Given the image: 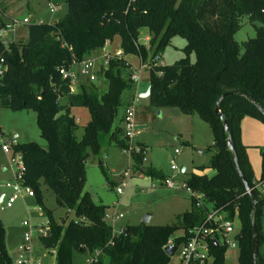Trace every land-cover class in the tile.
<instances>
[{
  "label": "trees",
  "instance_id": "16d2710c",
  "mask_svg": "<svg viewBox=\"0 0 264 264\" xmlns=\"http://www.w3.org/2000/svg\"><path fill=\"white\" fill-rule=\"evenodd\" d=\"M67 13L51 23L29 26L28 40L13 41L8 49L0 42L6 72L0 81V106L13 110L33 109L46 145L29 142L14 145L26 168L23 182L35 191L37 203L44 207L46 185L56 195L60 207L73 210L76 220L63 223L47 210L50 231L39 237L49 250H56L55 264H72L74 251L94 253L88 264H169L165 250L170 242L186 241L190 230L207 221L210 204L225 213V219L240 221L238 264H264V151L261 178L255 180L246 147L241 141V124L246 117L264 121V0H66ZM1 15V12H0ZM247 17L256 26L257 35L239 44L234 35ZM142 29L149 31V45L140 41ZM187 40L186 56L170 65L156 64L173 37ZM120 38L125 55H140L151 64L150 104L178 107L198 114L208 122L214 134L216 152L201 171L214 170L213 176L193 173L185 183L205 195V207L180 215L178 225H153L142 222L127 226L114 235L106 220L107 205L96 203L85 192L87 159L101 154L105 145L127 146L123 127L115 125L125 91H134L133 70L126 58H113L98 75L107 89L100 94L96 84L81 81L75 92L61 70L100 51L109 40ZM195 52L196 60H190ZM59 97L61 99L59 100ZM223 97V98H222ZM250 98L253 100L250 101ZM66 99V102H63ZM63 100V101H62ZM221 100V101H220ZM220 111L228 120L234 152L228 147ZM129 104V103H128ZM127 104V105H128ZM88 108L91 119L78 137L73 107ZM260 106L263 111L259 109ZM253 189L257 207L246 192L234 162ZM135 170L142 171L140 155H134ZM154 178L166 176L147 168ZM113 186L112 183H110ZM259 231V252L253 254V224ZM184 235L173 238L176 230ZM227 246L211 243L214 264H226ZM176 252V251H175ZM0 264H14L9 253L6 229L0 220Z\"/></svg>",
  "mask_w": 264,
  "mask_h": 264
},
{
  "label": "rangeland",
  "instance_id": "374dc122",
  "mask_svg": "<svg viewBox=\"0 0 264 264\" xmlns=\"http://www.w3.org/2000/svg\"><path fill=\"white\" fill-rule=\"evenodd\" d=\"M50 3L57 6V12H50ZM0 26L10 23L11 20L23 21L29 18V23L21 24L17 27L15 36L16 43H26L28 40L29 26L42 20L51 23L62 18L67 13L66 0H0ZM256 26L260 23H252L247 17L243 20V27L234 35V39L242 44L257 35ZM149 31L142 29L140 41L149 45ZM187 40L181 36L173 37L171 44H168L159 60L162 65H170L186 56L185 47ZM112 52L121 49L120 38L116 37L109 46ZM100 53V51H99ZM127 61L133 73L141 66L142 57L140 55H128ZM190 60H196L195 52L190 53ZM148 63V62H145ZM150 67H145L141 74L139 96L141 103L136 107V120L140 127V133L136 136V144L146 149L144 166L163 173L166 177H174L176 186L173 188L157 184L158 178L143 173H135V160L130 158L125 149L117 145H105L101 154L90 153L87 159L85 192L91 194L96 203L107 205L106 220L112 227H127L139 225L146 215H151L150 224L153 225H178L180 215L192 209V199L190 192L185 187V183L193 173H197L198 166L208 164L212 155L216 152L214 147V134L210 124L200 118L198 114H188L178 107H155L150 104ZM83 82L93 81L102 94L107 89L104 77L98 75L96 80L82 78ZM78 89V88H77ZM77 91V90H76ZM129 91L123 94V105L119 108V114L115 119V125L120 124V116L123 112L124 101ZM63 101V100H62ZM63 102H66L64 99ZM72 113L77 117L79 128L78 137H82L84 126L90 121L91 115L86 107H73ZM249 120L244 126L251 123ZM256 126L249 127L261 139L264 137V121L253 120ZM0 137L4 140L17 139L18 143L38 142L46 145V140L42 138L39 125L37 123L36 112L33 109L13 110L0 106ZM258 148V147H257ZM179 149L180 154L175 150ZM262 153L264 147L261 148ZM15 155L14 146L10 153H6L0 145V196L5 193V198L0 202V220L6 229V239L9 253L15 263L17 248L24 240L26 232L30 226L38 225L49 220L47 210L57 220H76L77 216L73 210L60 207L57 203L55 193L46 185L44 190V207L37 203L35 196L20 197L11 207L1 209V205H6L8 197L13 193V188L7 183L15 182L16 172L22 163V157ZM175 160L178 168L183 165L187 167L185 172H176L171 168V161ZM132 169L133 177L129 180L130 186L124 187V193L118 194L117 187L122 185L124 172ZM140 174H144L140 176ZM213 176V175H210ZM113 184V186L110 185ZM152 183H156L152 186ZM202 200H205L202 198ZM120 202L118 210L113 206ZM206 202V201H205ZM211 208L212 206L208 204ZM123 213L124 218L114 221L112 217L115 213ZM264 221V207L262 223ZM28 222L29 225H24ZM236 230L239 231L240 221L238 217L234 219ZM184 235L183 229L176 230L173 238ZM221 241L223 236H219ZM232 238V235H230ZM173 243L177 244L175 240ZM172 243V244H173ZM228 248L226 253V264H238L240 249ZM32 258L34 264H55L56 250L46 249L41 243L38 235L32 241ZM94 253L74 251L72 264H88L93 261ZM103 264H108L106 260ZM169 264H180L178 252L172 256Z\"/></svg>",
  "mask_w": 264,
  "mask_h": 264
},
{
  "label": "built area",
  "instance_id": "2783aa9c",
  "mask_svg": "<svg viewBox=\"0 0 264 264\" xmlns=\"http://www.w3.org/2000/svg\"><path fill=\"white\" fill-rule=\"evenodd\" d=\"M50 12H57V6L53 3H50ZM29 18H24L23 21L18 19L11 20L10 23H6L0 26V42L2 45L8 49L11 43L14 41V36L17 27L21 24L29 23ZM38 23H43L42 20L38 21ZM111 41H107L105 46L100 50V54H94L90 57L83 59L82 61L75 62L73 66L68 69H62L61 74L64 80L69 81V87L71 92H75L77 90L78 84L81 82L82 78H89L92 80H96L98 77L99 70L103 68H107L109 62L113 58H126L125 52L123 49L116 50L112 52L109 49L111 45ZM159 58L155 59L154 62L156 64L159 63ZM145 67H150V63H145L143 60L141 61V66L135 70L132 74L131 78L136 83L135 94L131 102L126 106L123 119H122V127H123V136L126 139L127 146L124 148L125 153L130 155V158H133L134 155H140L142 157V162L146 161L145 151L141 145L136 144L135 138L140 133V127L136 120V107L141 103L140 99V81L141 74ZM6 72V64L4 56L0 54V81L4 77ZM150 92V90H149ZM149 95V94H148ZM61 97H59V100ZM18 144L17 139H7L4 140L0 137V145L6 153H10L12 150V146ZM176 154H180V150H175ZM18 155V154H17ZM17 155L15 156V160L17 159ZM13 156V157H14ZM21 156V155H20ZM14 160V161H15ZM171 168L173 171L181 172V169L178 168L175 160L171 161ZM26 168L23 162L20 164L18 171L16 172V180L15 182L7 183L8 187L13 188V193L8 197L6 201V205H1V209L6 207H11L20 197L35 196V191L32 187L25 185L23 182V173ZM135 170V169H134ZM138 173V172H137ZM139 173H143V171H139ZM144 174H140L143 176ZM133 177L132 169L129 167L127 171L124 172V178L122 185L117 187V193L123 194L124 187H129V180ZM157 184L173 188L176 186V182L174 181V177H165L163 179H158ZM156 183H152V186H155ZM193 199L195 200V204L197 207H205V195L194 191L192 189H187ZM6 195V194H5ZM5 198V196H4ZM3 198V200H4ZM2 200V201H3ZM1 201V202H2ZM120 202L114 203V207L116 211L118 210ZM123 213L116 212L112 217L114 221V225L116 221L120 218H123ZM207 221L210 222V225H202L200 227H194L190 230V236L186 241H183L180 244H177L176 251L178 252V258L180 264H214L215 257L211 252V243H213V239H217L220 243V246H227L229 248L238 247V235L239 231L236 230L234 221H229L225 219V213H223L220 209H216L213 207H209ZM24 225H29L28 222H25ZM114 228V235H118L124 231L123 229ZM50 231V221L48 220L46 223L42 222L38 225L30 226V230L26 232L24 240L19 244L17 248L16 255V264H34L32 258V241L35 235L46 236ZM232 235V238H230ZM219 236H223V240L219 238ZM173 241L170 242L172 244ZM94 258L93 260H95Z\"/></svg>",
  "mask_w": 264,
  "mask_h": 264
},
{
  "label": "crops",
  "instance_id": "0c3cea01",
  "mask_svg": "<svg viewBox=\"0 0 264 264\" xmlns=\"http://www.w3.org/2000/svg\"><path fill=\"white\" fill-rule=\"evenodd\" d=\"M51 1H54V0H51ZM15 39H16V37H14V41H16ZM97 54H100L99 51L97 52ZM134 94H135V90L129 92L128 95H127V98L124 101L123 112L121 113V116H120V125H121V127H122V119H123L125 108H126L127 104L130 103L131 100L133 99ZM249 120H252V121H250L251 123H249V125L244 126L245 123L247 121H249ZM253 120H255V118L246 117L242 121V124H241V141L246 147V152H247L249 161L251 163V166L253 168V173H254L255 180H259L261 178V172H262L263 153H262L261 148L264 147V137H262L260 139L258 137V134H255L254 131L253 132L250 131L249 127L256 126V125H254L252 123ZM122 135H123V133H122ZM183 167H184V171L183 172H185L187 170V167L185 165H183ZM134 172L137 173L136 170H134ZM204 173H206V174H208L210 176V175H214L216 172L214 170H206V171H201L199 169L197 170V174H204ZM124 180H125V178L123 179V181ZM262 189L264 190L263 184H262ZM188 211H190V210H188ZM123 228H125V227H122V226L119 227V229H123ZM263 233H264V221H263Z\"/></svg>",
  "mask_w": 264,
  "mask_h": 264
},
{
  "label": "water",
  "instance_id": "95a60500",
  "mask_svg": "<svg viewBox=\"0 0 264 264\" xmlns=\"http://www.w3.org/2000/svg\"><path fill=\"white\" fill-rule=\"evenodd\" d=\"M56 21H57V20H55V22H56ZM222 98H223V97H222ZM220 101H221V100H220ZM220 101L217 103V106H216V113H217L218 115H220V116L223 118V120H224V128H225V131H226L227 133H229L228 120H227L226 118L223 117V115H222V113H221V111H220V106H219ZM250 101L253 102V100H252L251 98H250ZM258 107H259V109H260L261 111H263L262 108H261L260 106H258ZM263 113H264V111H263ZM228 147H229V149H230L232 152H234L233 139H232L230 133H229V137H228ZM13 160H15V156L13 157ZM234 162H235V165H236V167H237V170H238V172H239V174H240V176H241V178H242L243 184H244V186H245V188H246V192H247V193L252 197V199H253L254 210H255L256 207H257V202H256L255 199H254V192H253V189L249 186V184H248L246 178L244 177L243 172L241 171V168H240V166H239V162H238V159H237V156H236V155L234 156ZM146 169H147V167H145V166L142 167V171H143V172H145ZM181 171H182V172L184 171V167H183V166L181 167ZM4 196H5V193H3V194L0 196V202L3 200ZM150 219H151V215H146V216L144 217V219H143V222H144V223H149V222H150ZM63 223L65 224V223H66V220H63ZM213 243H214L215 246H220V243H219V241H218L217 239H213ZM176 249H177V244H175V243L170 244V245H168V246L165 247L166 252H167L168 255H170V256H172V255L175 253ZM258 252H259V231H258V228H257L256 223H254V224H253V254H254V260H255V261H256V259H257Z\"/></svg>",
  "mask_w": 264,
  "mask_h": 264
}]
</instances>
